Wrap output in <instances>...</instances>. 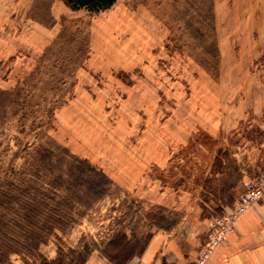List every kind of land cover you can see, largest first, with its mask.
I'll return each instance as SVG.
<instances>
[{"label": "rangeland", "instance_id": "374dc122", "mask_svg": "<svg viewBox=\"0 0 264 264\" xmlns=\"http://www.w3.org/2000/svg\"><path fill=\"white\" fill-rule=\"evenodd\" d=\"M263 173L264 0H0V186L23 190L10 214L45 193L73 217L49 260L136 264L163 231L204 247Z\"/></svg>", "mask_w": 264, "mask_h": 264}, {"label": "trees", "instance_id": "16d2710c", "mask_svg": "<svg viewBox=\"0 0 264 264\" xmlns=\"http://www.w3.org/2000/svg\"><path fill=\"white\" fill-rule=\"evenodd\" d=\"M61 1L73 11L88 10L92 13L108 10L117 2V0ZM101 177L107 178L103 173ZM56 181L55 179L48 184L49 188L52 189L49 191L52 193L62 186L58 185ZM18 188L13 191L11 188L0 186V264H11L10 258L13 254L23 256L25 264H28L27 257L30 256L38 257L40 264H79L77 259L68 257L65 249L61 246L54 260H49L40 252V246L47 235L70 223L69 221L73 222V217L64 215L60 208V202L51 197L50 194L45 193H42L43 196L39 200L38 198L33 200L31 204V207L34 208L33 212L24 205L20 213H14L15 215L8 213L9 211L13 212L16 207V195L14 193L23 191ZM27 190L30 191L28 188L24 189V191ZM69 252L73 255L77 253L74 249H70ZM67 259L69 263L66 262ZM108 259L117 264L111 258ZM86 260L87 258L82 260L80 264H85Z\"/></svg>", "mask_w": 264, "mask_h": 264}, {"label": "crops", "instance_id": "0c3cea01", "mask_svg": "<svg viewBox=\"0 0 264 264\" xmlns=\"http://www.w3.org/2000/svg\"><path fill=\"white\" fill-rule=\"evenodd\" d=\"M204 234L205 230L196 237L181 231L157 232L136 264H197ZM85 264L114 263L94 252ZM207 264H264V204H256L239 216L229 240L215 249Z\"/></svg>", "mask_w": 264, "mask_h": 264}, {"label": "built area", "instance_id": "2783aa9c", "mask_svg": "<svg viewBox=\"0 0 264 264\" xmlns=\"http://www.w3.org/2000/svg\"><path fill=\"white\" fill-rule=\"evenodd\" d=\"M256 204H264V173L246 183V191L238 199L236 207L221 219L218 227L210 231L198 264L207 263L215 249L229 240L237 218Z\"/></svg>", "mask_w": 264, "mask_h": 264}]
</instances>
